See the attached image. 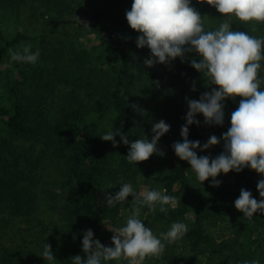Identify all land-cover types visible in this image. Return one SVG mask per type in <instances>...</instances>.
<instances>
[{"label": "trees", "instance_id": "obj_1", "mask_svg": "<svg viewBox=\"0 0 264 264\" xmlns=\"http://www.w3.org/2000/svg\"><path fill=\"white\" fill-rule=\"evenodd\" d=\"M91 1L95 16H72V0H0V264H50L39 255L46 243L56 257L52 264H73V255H86L82 238L88 228L94 239L112 246L111 229L125 223L126 206L134 202L129 194L110 207L105 193L114 195L125 182L137 193L146 186L176 198L167 214L159 208L141 210L142 216H154L152 225L183 221L189 227L181 239L166 244L164 259L199 264L202 254L204 264H239L252 258L264 264V213L247 218L234 206L241 188L264 199L256 187L264 174L246 166L240 172L219 173V186L211 183L212 177L200 182L172 147L183 141L186 97L199 99L219 87L191 65L200 57L189 52L184 59L144 65L150 49L137 47L139 33L126 19L132 0ZM192 5L205 15L206 30L226 19L202 0H192ZM26 8L33 17L43 9L56 18L38 31L17 26ZM107 14L117 15L112 24L101 19ZM228 22L236 30L264 36V22L235 17ZM66 28L99 38L60 36ZM25 45L40 50L35 64L10 60L11 51ZM240 99L226 98L224 111L230 115ZM161 119L170 125L158 141L164 155L154 153L136 164L126 159L130 144L119 134L116 145L100 136L113 127L129 141L144 134L151 139L152 125ZM196 119L200 123L189 125L188 139L203 144V114L197 113ZM223 151L212 146L196 149L198 156L211 158ZM212 226L222 230L217 234Z\"/></svg>", "mask_w": 264, "mask_h": 264}, {"label": "clouds", "instance_id": "obj_2", "mask_svg": "<svg viewBox=\"0 0 264 264\" xmlns=\"http://www.w3.org/2000/svg\"><path fill=\"white\" fill-rule=\"evenodd\" d=\"M214 6L226 17L217 28L206 30L204 16L192 5V0H132L130 10H126V19L132 29L138 31L137 47L147 46L151 55L145 58L144 65L169 63L176 57L184 59L189 52L199 57L191 60V65L198 70L209 84L218 85L210 92H203L199 99H187L188 111L186 123L181 126L182 142H174L175 154L191 165L196 179L200 182L212 177L211 183L219 186L216 179L221 172L229 170L240 172L244 167L255 169L264 174V36L250 35L239 31L229 23L233 17L240 21L264 22V0H202ZM40 57V50H32L25 45L11 51L10 60L35 64ZM193 90L195 85L193 84ZM240 99L238 107L232 111L230 127L218 138L211 135L201 144L199 140L188 139L189 125H199L197 113H202L207 124L223 125L225 118V99ZM170 125L163 119L152 125L153 135L149 139L145 134L134 141L119 128H109L100 135L103 140L116 145L117 134L121 141L129 145L126 159L130 163L147 160L152 154L164 155L158 147L160 137L169 131ZM224 141V151L211 158L197 155L196 149H208ZM112 186L109 185V188ZM259 196L264 198V179L257 182ZM132 194L134 203L125 223L111 229L112 246H106L99 239H94L91 228L84 230L82 249L85 256L73 255V264H107L110 260H125L127 264H138L146 257L161 255L167 243L181 239L189 230L183 221H174L170 227L159 234L144 224L141 210L147 207L155 212L167 214L169 206H174L176 198L156 188L137 193L131 182L122 183L114 195L105 193L106 203L113 207L125 201ZM236 209L243 216L252 218L256 213H264V199L257 200L251 190L240 189L234 201ZM50 264L56 260L51 245L45 244L39 254ZM239 264H261L259 258L245 259Z\"/></svg>", "mask_w": 264, "mask_h": 264}, {"label": "rangeland", "instance_id": "obj_3", "mask_svg": "<svg viewBox=\"0 0 264 264\" xmlns=\"http://www.w3.org/2000/svg\"><path fill=\"white\" fill-rule=\"evenodd\" d=\"M90 2L92 3L91 0H72V3L75 7V12L72 14V16H74L76 12H78L81 15L86 14V16H95L96 15L95 14V8L90 4ZM29 10H28V8H26V9H24V11H22L21 16L17 22V26H22V27L28 28L29 30L38 31V30L42 29L43 27L48 26L49 23L51 25L56 18V16L54 14H46V12L43 9H39L38 14H36L35 17H33L32 12ZM37 16L39 17V19L36 18ZM116 18H117L116 14H113V15L107 14V15L101 16V19L103 20V22H105L107 24H112L116 20ZM12 25H14V24H12ZM60 36H70V37L79 36V37H82L86 40H94V41H96L99 38V36H96L92 33H88L87 31H81V30H76V29H71V28H70V30L67 28L62 30L60 32ZM154 81H156L155 77H154ZM152 105L154 108L153 110L158 111V106L156 104H152ZM231 113H232V110H230V115L225 112V118H224V124L223 125L205 123L206 141L208 140V138L211 135H216L218 138H220L222 136V133H224L228 130V128L230 127ZM212 147L213 148L224 147L223 139H220V142L216 145H212ZM205 150H207V149H205ZM202 185L203 184L201 183L200 186H202ZM148 188L149 187L144 186L142 188V192L148 190ZM160 191H162V190H160ZM130 200H131V202H134L132 199H130ZM157 208H159V206H157ZM130 210H131V204L126 206L125 213L129 214ZM141 218L144 219V221H143L144 224L146 226H150L153 229L154 233H156V234H159L160 232L166 231L171 225V223L170 224H162V223H158V222L152 225L154 216H147V215L142 216V214H141ZM211 230H212V232H215L218 234L219 231L222 230V228H220L218 226H212ZM179 250L182 251L184 249H179ZM200 257H201V261L199 264H204L205 260L207 261L206 256H203L201 254ZM209 262H211V261H209ZM138 264H174V263L172 261H168L167 259H164L163 253H162L159 256L146 257L142 262L138 261Z\"/></svg>", "mask_w": 264, "mask_h": 264}]
</instances>
